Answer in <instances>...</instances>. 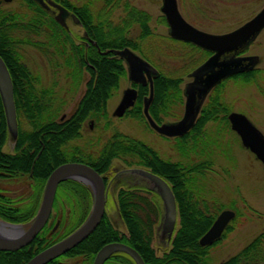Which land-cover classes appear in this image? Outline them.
Masks as SVG:
<instances>
[{"label":"trees","instance_id":"1","mask_svg":"<svg viewBox=\"0 0 264 264\" xmlns=\"http://www.w3.org/2000/svg\"><path fill=\"white\" fill-rule=\"evenodd\" d=\"M25 1L28 4H33V0ZM53 1L73 12L85 35L95 41L96 45L86 48L82 44L76 43L71 35L49 15L46 44L50 50L49 54L50 56L64 54L65 63L72 67L73 76L76 75V83L83 68H86L89 79L75 111L69 118L62 121L57 120L58 109L54 107L55 100L51 95L52 90L37 87V78L21 62L16 47L17 43L27 41L34 45L37 43L44 52L45 49L42 45L45 44L44 42L32 41L31 37L20 39L14 34L16 30H21L31 36L37 31H41L40 15L33 16L31 20L26 21L18 20L19 14L17 13L0 11V57L10 72L17 121L19 122L20 115H24L28 118L30 126L29 131H23L18 126V135L14 145L15 153L4 152L2 146L8 138V132L0 99V164H4L3 167H0V171L11 174H29L31 172L32 179L36 181L33 186V196L24 204H17L11 198L0 195V219L17 223L30 221L38 210L46 178L56 166L65 162L77 161L88 164L101 173L109 168L113 158L129 152L133 147V149L142 152L141 157L144 165L150 166L154 173L164 176L173 184L179 227L171 239L170 249L162 256H157L151 243L154 224L160 213V200L156 198H122L121 195L124 191H121L120 198H117V208L122 221L129 229L130 236L126 242L137 248L145 264H207L210 247L233 229L239 216V214H235L221 237L213 244L209 246L199 244L200 237L223 209L222 205L219 206L210 203L205 198H200L199 193L194 189L195 175H203L206 167L211 165L210 162L204 161L184 167L179 162L161 158L145 142L125 139L121 134L113 135L112 139L117 140L116 144L104 145L95 156L84 153L80 148L70 147L67 149L66 147L69 142L82 136L83 125L87 118L107 113L108 100L118 89L120 79L126 76V65L123 60L111 52L102 54L98 48L100 51H105L129 47L158 70V74L153 78V95L148 108L150 116L158 123L166 117L176 120L180 118L179 111L184 102L183 76L189 74L197 66V62L205 60L211 52L193 43L173 39L169 35H157L150 26V14L134 6L129 0H102V8L100 12H97L98 14L92 11L90 1H85L79 6L70 0ZM116 5L122 7L124 14L120 23L111 28L108 16ZM103 10L105 12L101 14ZM160 18L161 22H166L163 14ZM133 25L140 29L139 34L135 37L126 34V30ZM263 74L264 69L258 68L232 75L215 85L206 97L194 125L188 132L176 137L182 151L188 150L187 147L190 144L187 143L189 141H191L192 146L190 145V147L193 150L197 148L199 142L208 144L210 137L206 133L207 124L216 122L222 128L228 127L231 130L227 116L232 109L222 97V89L227 80L251 81L253 77L261 78ZM132 86H138V96L133 107L126 113L144 121L149 127L143 115V99L148 96L149 87L134 83ZM151 131L153 130L151 129ZM64 185L67 190L72 193L75 190V195L82 197L72 198L75 202V205L72 206L73 212L76 211L75 222L68 226L59 237L51 238L50 226H45L29 246L17 251H0V264H24L42 249L71 233L85 220L91 207L92 198H84L83 194L87 193L84 186L74 180L59 183L53 205L58 199L56 197L60 188ZM117 233L104 213L88 237L55 259L83 255L85 259L91 260L94 253L104 243L116 238ZM53 236H56V233ZM34 247L35 250H32ZM219 264H264V231L260 232L237 254L228 257Z\"/></svg>","mask_w":264,"mask_h":264},{"label":"rangeland","instance_id":"2","mask_svg":"<svg viewBox=\"0 0 264 264\" xmlns=\"http://www.w3.org/2000/svg\"><path fill=\"white\" fill-rule=\"evenodd\" d=\"M70 1L77 6L85 1H90L92 11L96 14H98L97 12H100L102 8V0ZM129 1L134 6L150 14V26L157 35L168 36L169 27L166 22H161L162 20L160 18L162 15L160 10L162 0ZM176 1L178 9L186 21L198 29L216 34L234 30L257 14L264 6V0ZM0 11L5 13H17L19 14L18 20L26 21L30 19L29 16L33 12L24 0H2L0 2ZM104 12L103 10L101 14ZM123 14L122 7L116 5L112 8L108 16V23L111 28L120 23ZM68 25L71 31L70 34L74 38L73 40L78 43L80 37L84 35L83 28L78 23L72 21L68 22ZM46 30L48 31L49 28ZM41 31H37L36 34H32L31 36L21 30H16L14 34L20 39L31 37L32 41L45 43L48 39L47 33ZM139 31L140 29L138 26L133 25L126 30V34L135 37L139 34ZM35 44L36 45L27 41L19 44L17 43L16 47L21 62L25 64L37 78L38 81H36V83L38 88H49L52 90L51 95H53L55 100L54 107L58 109L57 119L61 116L68 117L75 111L80 98L85 92L89 74L86 68H83L82 73H79V79L76 83V75L73 76L74 72L72 67L65 63L64 54L61 56L51 55V57L47 45L46 48L44 47L45 50L43 52V50L38 47V44ZM245 53L257 55L259 57L258 67L264 69V28L260 31L256 39L247 47ZM196 58L195 60L197 61ZM198 63L199 62H197V64ZM183 77L184 82L182 88L190 81L189 74ZM129 86H131V81L126 75L120 79L118 89L107 102L106 117H102L101 114L94 118H87L83 125L82 136L69 142L66 148L70 149V147H76L80 148L84 153L96 155L98 153L97 151L101 149L110 136L115 131H120L133 138H139L144 141L147 145L152 147L161 158L179 162L184 167L204 161L210 162L211 165L206 167L203 175H195V191L199 193L198 195L200 198H205L210 201V203L218 204L219 206L222 205L223 209L233 210L235 214L237 213L239 216L235 221L233 229H231L223 239L210 247L207 256V264H219L228 257L237 254L260 232L264 231V167L262 163L257 160L248 149L242 146L237 134L228 129V127L222 128L220 125L216 124V122L207 124L206 126V133L210 137L208 144L199 142L197 148L193 150L190 147V145L192 146L191 141H189L187 143L188 145L190 144L189 147H187L188 150L184 152L176 138H165L164 136L158 135L156 132L151 131L149 128L150 126L148 127L146 123L139 118L114 117L113 111L120 100L122 90ZM222 94L223 100L231 107L232 111L244 114L264 135V74L261 78L253 77L251 81L229 79L225 82ZM183 108L184 102L179 111L180 118L183 114ZM91 120L92 126L89 127ZM175 120L176 119L171 117H166L164 119V121L167 122H173ZM18 126L23 131H29L30 126L28 118L24 115H20ZM15 140L16 139L13 140L8 136L6 142L2 146V150L4 152L15 153ZM126 159L127 156L123 155L113 158L111 161L113 168L125 167V163L128 164L127 160L130 161V159ZM112 172L114 171L112 170ZM9 175H6L7 177H0V193L11 198L17 204H24L29 201L33 196V186L36 184V181L26 173H9ZM119 186L120 185H118L117 188ZM116 189L110 190L109 198H106L105 215L109 218V221L113 222L118 231H125V223L122 221L117 208V198H114ZM73 193L61 187L56 197L58 199L53 205L52 212L56 213V217L53 218L52 223H54L56 219L60 220L57 229L58 237L65 232L68 226L75 222L76 211L73 212L72 208L75 202L72 198H76L77 196ZM156 199L159 200V198ZM161 221L162 208H160V213L154 224V234L151 243L157 256H162L164 251L170 248L167 242H163L165 238H162V240L159 238L161 235ZM178 227L179 216L177 210L174 232ZM62 259H65L64 261L70 264H90V260L85 259L83 255H77L74 258L63 257Z\"/></svg>","mask_w":264,"mask_h":264},{"label":"water","instance_id":"3","mask_svg":"<svg viewBox=\"0 0 264 264\" xmlns=\"http://www.w3.org/2000/svg\"><path fill=\"white\" fill-rule=\"evenodd\" d=\"M50 6L57 9L54 20L65 27L64 8L53 0H47ZM161 13L169 27V36L173 39L190 42L196 46L211 51L212 54L191 73V80L183 88L184 108L179 120L174 123L158 125L150 116L148 107L153 95V77L158 70L146 59L129 47L98 51L102 54L113 53L123 60L127 68L128 79L133 83L149 85V96L144 99L143 114L150 127L160 134L174 137L182 136L194 125L200 108L210 90L223 79L252 70L258 63L255 55L237 56V52L248 46L264 28V6L248 21L226 33L216 34L196 28L181 15L176 0H162ZM75 22L78 20L74 17ZM92 44L94 42L90 41ZM137 91L133 87L124 89L122 97L113 111L114 116H122L126 109L133 106ZM0 99L5 115L8 136L13 140L18 135V123L13 98V86L9 71L0 57ZM230 128L237 134L243 147L248 149L264 167V135L242 113L231 111L228 116ZM144 175L154 184L160 195L162 206L161 229L170 238L174 232L177 220L175 197L168 184L159 176L144 172ZM67 179L79 181L92 188V204L83 223L62 239L54 242L33 255L24 264H46L65 254L70 249L88 237L96 228L105 212L106 198L104 183L100 175L89 165L80 162H65L56 166L47 176L38 210L28 227L13 234L10 227L14 224L0 221V251H13L28 245L42 230L50 215L57 186ZM235 217L230 209L221 210L208 230L200 237L201 246L211 245L221 237L228 223ZM5 226L9 227L5 229ZM128 253L136 264H145L141 256L130 246L112 242L103 245L95 254L93 264L103 262L114 252Z\"/></svg>","mask_w":264,"mask_h":264},{"label":"flooded vegetation","instance_id":"4","mask_svg":"<svg viewBox=\"0 0 264 264\" xmlns=\"http://www.w3.org/2000/svg\"><path fill=\"white\" fill-rule=\"evenodd\" d=\"M2 0H0V2H1ZM4 1H9V0H4ZM25 1V0H24ZM26 2V1H25ZM26 4H27V6L28 7H30L32 10H33V12H32V14H30V19L29 20H31L32 19V17L33 16H37V15H40V17H39V20H40V23H41V32H44L45 31V33H47L48 31L46 30V29H48V26H47V23H48V20H47V18H48V16L49 15H51L53 18H54V16L57 14V9L55 8V7H53V6H50L49 5V3H48V1L47 0H33V4H28L27 2H26ZM64 8H66L65 6H63ZM74 17H76L74 14H73V12L70 10V9H68V8H66V11L64 12V21H65V23H66V26L65 27H63V26H61L68 34H70V29H69V25H68V22H70V21H72V22H74V23H78L79 25H81L80 23H79V21L77 20L76 22H75V18ZM36 26H39L38 24H36ZM82 27V26H81ZM71 35V34H70ZM84 36V37H83ZM258 36V35H257ZM71 37H72V39H74L73 38V36L71 35ZM256 39V38H255ZM254 39V40H255ZM253 40V41H254ZM90 41H92V42H94L95 44H92ZM252 41V42H253ZM251 42V43H252ZM45 43L47 44V40L45 41ZM78 43H80V44H82L83 46H85L86 48L87 47H89L90 45H96V42L95 41H93L92 39H90L87 35H85V33H84V35H82L81 37H80V39H79V42ZM250 43V44H251ZM46 44H44L43 45V47H45L46 48ZM249 44V45H250ZM248 45V46H249ZM248 46H246V47H244V48H242V49H240L238 52H237V56H246V55H254V54H246L245 52H246V49H247V47ZM212 54V53H211ZM210 54V55H211ZM209 55V56H210ZM208 56V57H209ZM255 56H257V55H255ZM207 57V58H208ZM258 57V56H257ZM206 58V59H207ZM205 59V60H206ZM3 60V59H2ZM205 60H203L202 62H200L199 64H197V66L196 67H198L200 64H202ZM258 62H259V57H258ZM150 63V62H149ZM151 64V63H150ZM6 65V64H5ZM152 65V64H151ZM7 67V66H6ZM195 67V68H196ZM194 68V69H195ZM258 68H260V67H258V63L256 64V66L252 69V70H256V69H258ZM8 69V68H7ZM193 69V70H194ZM193 70H191V72L193 71ZM9 71V70H8ZM190 72V73H191ZM190 73H189V77H190ZM9 74H10V72H9ZM126 75H127V68H126ZM128 77V76H127ZM155 77V76H154ZM153 77V78H154ZM10 78H11V76H10ZM190 80H191V77H190ZM12 82V81H11ZM132 83L133 82H131V86H129V87H133V88H135L136 89V91H137V96H138V86L137 87H134V86H132ZM134 84H136V85H142V86H146V85H148V83L147 84H145V85H143L142 83H134ZM13 86V85H12ZM148 87H149V85H148ZM128 88V87H127ZM126 89V88H125ZM123 91L124 90H122V93H121V97H122V94H123ZM137 96H136V99H137ZM148 96H149V94H148ZM148 96H146V97H144V99L145 98H147ZM121 97H120V99H121ZM144 99H143V103H144ZM120 101V100H119ZM136 101V100H135ZM119 103V102H118ZM135 103V102H134ZM118 105V104H117ZM134 105V104H133ZM133 106H131L130 108H132ZM130 108H128V109H126V111H125V113L122 115V116H114V117H117V118H126V117H129V118H133V119H135L136 117L134 116V115H131V114H127L126 112H127V110H129ZM149 108V107H148ZM106 115V113L105 114H102L101 116L102 117H106L105 116ZM144 115V114H143ZM70 116H68V117H65V116H61L59 119H57V120H59V121H62V120H64V119H67V118H69ZM145 117V116H144ZM137 119V118H136ZM153 119V118H152ZM145 120H146V117H145ZM155 121V120H154ZM177 120H175V121H173V122H167V121H162V122H160V123H158V122H156L158 125H161V124H163V123H174V122H176ZM146 122H147V120H146ZM17 123H18V121H17ZM148 123V122H147ZM149 125V124H148ZM92 126V120L90 121V123H89V127H91ZM150 126V125H149ZM151 128V127H150ZM152 129V128H151ZM154 132H156L158 135H161L162 137L164 136L165 138H176V137H178V136H174V137H169V136H166V135H163V134H160V133H158L157 131H155L154 129H152ZM116 134H121V135H123L124 137H125V139H133V140H137L138 142L140 141H142V140H140L139 138H133V137H131V136H129V135H126L125 133H122V132H120V131H115L111 136H110V138L103 144V146L101 147V149L104 147V145H106V144H108V146H111V145H114V144H116L115 142H117V140H113L112 139V136L113 135H116ZM119 142H122V141H119ZM142 142H144V141H142ZM100 149V150H101ZM100 150H98L97 152H99ZM97 155V154H96ZM123 156H127V159H130V161L129 160H127V163L128 164H126L125 163V167H120V168H113V166H112V162H111V164H110V166H109V168L106 170V171H104V172H101V173H99V172H97L92 166H90V167H92L99 175H100V177H101V179H102V181H103V183H104V193H105V198H109V191L110 190H113L114 188L116 189L117 188V186L118 185H120L117 189H116V194H115V197L114 198H120V192L121 191H124V193L121 195V197L122 198H159V200H160V195H159V193L156 191V189H155V186H154V184L144 175V172L145 171H148V172H150V173H153V174H155V175H157V176H159V177H161L167 184H168V186L170 187V189H171V191H172V193H173V195H174V192H173V184L167 179V178H165L164 176H161V175H159V174H157V173H154L153 171H152V168L150 167V166H147V165H144V163H143V158L141 157V155H142V152L140 151H138L137 149H133V147L131 148V150L129 151V152H127V153H124V154H122ZM95 156V155H94ZM72 162H77V161H72ZM81 163V162H80ZM85 164V163H84ZM88 165V164H87ZM4 166V164H0V167H3ZM112 170L114 171V172H112ZM112 172V173H111ZM6 175H9V173H7V172H5V171H0V177H7ZM10 176V175H9ZM29 176L31 177L32 176V174H31V172L29 173ZM11 177V176H10ZM32 178V177H31ZM67 180H72V179H67ZM66 181V180H65ZM75 181V180H74ZM76 182H78L79 184H81L82 186H84V188H85V190H86V192L87 193H84L83 195V197L84 198H93V194H92V188H91V186H89V185H86V184H84V183H81V182H79V181H76ZM61 183V182H60ZM63 188H66V186L64 185L63 186ZM74 193H76L75 192V190L73 191ZM0 195H3V193H0ZM86 196V197H85ZM78 198H82V197H80V195L79 196H77ZM76 197V198H77ZM175 197V196H174ZM55 198V197H54ZM160 202H161V200H160ZM176 206H177V204H176ZM160 208H162V206L160 205ZM52 209H53V206H52ZM52 209H51V212H50V215H49V217H48V220H47V222H46V224L44 225V227L45 226H50V232H52V236H51V238H55L57 235H58V226H59V222H60V220L59 219H56L55 221H54V223H52V220H53V218L54 217H56V213H53L52 212ZM0 221L1 222H4V223H9V224H14L15 226L14 227H12V226H9L10 227V229H11V231H12V233L13 234H15V235H17L20 231H22V230H25L27 227H28V225H29V223H30V221H28V222H25V223H17V222H7V221H4V220H1L0 219ZM110 222H112V221H110ZM112 225L114 226V228L117 230V228H116V226L113 224V222H112ZM9 227H7V226H5V229H8ZM43 227V228H44ZM43 228H42V230H43ZM41 230V231H42ZM120 230V229H119ZM41 231H39V232H41ZM39 232H38V234H39ZM117 236H116V238L115 239H113V240H111V241H109V242H107V243H112V242H120V243H123V244H126V245H128V246H130L131 248H133L140 256H141V258H142V255L140 254V252L137 250V248H135V246L133 245V244H129V243H127L126 241L129 239V236H130V233H129V229H128V227L127 226H125V231H118L117 230ZM56 233V236L55 237H53V234H55ZM36 237V236H35ZM34 237V238H35ZM172 237H173V234L171 235V237L169 238L168 236H167V234H163V232H162V229H161V235L159 236V238L162 240V238H165V241H163V242H167V244H169V247H171V239H172ZM107 243H104L103 245H105V244H107ZM30 244V243H29ZM29 244L28 245H25V246H29ZM102 245V246H103ZM25 246H23V247H21V248H19V249H16V250H13V251H17V250H21L22 248H24ZM101 246V247H102ZM100 247V248H101ZM37 248V247H36ZM99 248V249H100ZM153 248V247H152ZM98 249V250H99ZM154 249V248H153ZM170 248H168L167 249V251L169 250ZM32 250H35V247L34 248H32ZM97 250V251H98ZM96 251V252H97ZM167 251H164V253L165 252H167ZM96 252L94 253V255H93V258L89 261V263L90 264H93V261H94V257H95V254H96ZM154 252H155V250H154ZM143 259V258H142ZM65 259H62V258H60V259H53V260H51V261H49L48 263L49 264H70V263H68L67 261H64ZM67 260V259H66ZM89 260V259H88ZM144 261V260H143ZM145 263V262H144ZM47 264V263H46ZM103 264H136V262L134 261V259L128 254V253H125V252H120V251H116V252H114V253H112L104 262H103Z\"/></svg>","mask_w":264,"mask_h":264}]
</instances>
